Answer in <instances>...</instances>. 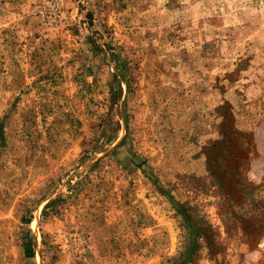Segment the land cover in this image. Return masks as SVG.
<instances>
[{
    "label": "rangeland",
    "instance_id": "rangeland-1",
    "mask_svg": "<svg viewBox=\"0 0 264 264\" xmlns=\"http://www.w3.org/2000/svg\"><path fill=\"white\" fill-rule=\"evenodd\" d=\"M0 264H264V0H0Z\"/></svg>",
    "mask_w": 264,
    "mask_h": 264
},
{
    "label": "trees",
    "instance_id": "trees-1",
    "mask_svg": "<svg viewBox=\"0 0 264 264\" xmlns=\"http://www.w3.org/2000/svg\"><path fill=\"white\" fill-rule=\"evenodd\" d=\"M227 175L230 178V180L234 177V175H232V174H227ZM26 250H27V245H23V253L24 254H25Z\"/></svg>",
    "mask_w": 264,
    "mask_h": 264
}]
</instances>
